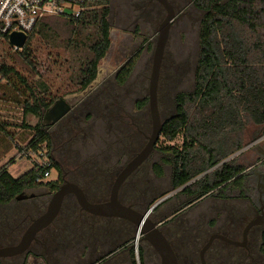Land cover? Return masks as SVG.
I'll return each instance as SVG.
<instances>
[{
	"label": "trees",
	"instance_id": "obj_1",
	"mask_svg": "<svg viewBox=\"0 0 264 264\" xmlns=\"http://www.w3.org/2000/svg\"><path fill=\"white\" fill-rule=\"evenodd\" d=\"M189 2L204 13L194 90L175 96L174 113L163 121L161 135L167 143L182 137L181 146L163 148L173 165L171 187L198 201L220 193L241 171L234 160L224 161L241 149L239 134L245 128V118L254 125H264V0ZM109 4L110 0H88L78 19H41L28 35L25 46L12 53L20 70L0 56V102L14 107L21 105L25 115L35 117L42 116L53 105L54 98H50L46 83L37 79L31 48L36 37L51 50L64 48L69 55L66 63L70 84L79 92L89 88L111 45ZM61 29L67 36L60 42ZM0 41L13 50L7 36L0 35ZM134 66L132 57L117 71L114 81L119 87L128 82ZM29 78L37 80L30 82ZM5 88L12 92V97L6 96ZM145 106L146 99L138 102L139 109ZM33 131L28 144L23 149L18 147L25 157L40 155L45 148L50 150L47 129L36 127ZM0 137L14 141L1 121ZM46 155L47 163H35L17 179L8 172L10 164L0 168V204L9 203L25 190L41 186L55 190L57 182H43L46 173L53 168L58 170L48 152ZM260 253L264 256V233Z\"/></svg>",
	"mask_w": 264,
	"mask_h": 264
},
{
	"label": "flooded vegetation",
	"instance_id": "obj_2",
	"mask_svg": "<svg viewBox=\"0 0 264 264\" xmlns=\"http://www.w3.org/2000/svg\"><path fill=\"white\" fill-rule=\"evenodd\" d=\"M137 2L142 3L143 0ZM112 79L114 82L115 76ZM107 90L112 95L113 92L109 88ZM104 91L89 96L90 107L98 109L106 101ZM70 108L57 123H45V128L50 129L74 114ZM126 121L121 125L114 122L107 130L90 132L83 153L85 163L82 170L65 165L63 153H56V158L50 156L58 166V179L55 190L49 193H54L63 184H73L88 202H108L114 181L147 142L148 135L132 119ZM258 134L255 133L253 138L256 139ZM155 149L124 179L117 191L118 201L139 213H145L156 200V195L163 194L159 187L164 181L165 170H171L172 174L173 165L169 159H161L160 163L152 159ZM249 151L251 158L244 159L245 166L237 165L241 171L221 188L220 193L225 191V194L216 192L208 195L211 203L205 212L186 214V209L197 206L208 197L196 201L195 197L188 196V204L183 208L163 214L160 209L169 203L168 197L150 215L152 222L161 224L159 228L178 264H258L252 255L253 250L264 257L260 253L264 233V140H255ZM156 167L163 170V176L156 174ZM33 190L19 194L20 199L17 195L9 203L0 204V250L19 243L27 228L22 232L26 219L31 222L33 212L41 208V197ZM202 231L206 232L207 239L196 255L189 246L199 245L200 237H205ZM136 234V227L126 220L98 217L83 211L75 195L70 193L64 197L52 223L37 233L20 254L0 258V264H133L134 247L139 241H145ZM205 246L208 247L201 255ZM156 264H159L158 255Z\"/></svg>",
	"mask_w": 264,
	"mask_h": 264
},
{
	"label": "rangeland",
	"instance_id": "obj_3",
	"mask_svg": "<svg viewBox=\"0 0 264 264\" xmlns=\"http://www.w3.org/2000/svg\"><path fill=\"white\" fill-rule=\"evenodd\" d=\"M110 0L109 22L111 25V46L106 56L98 65V75L95 81L85 91H78L69 82V71L67 60L69 55L64 48L56 50L49 49L41 38L36 37L32 43V53L35 58L34 64L38 72L37 79L40 78L49 88L50 98L54 102L63 99L73 108L74 114H70L60 123L50 129L47 128L50 137V150L45 148L41 155L23 156L18 147L22 149L28 144L34 135L33 128H45L43 120L44 113L40 117L25 115L21 105L14 107L9 103L0 102V121L4 125V130L14 141L10 142L5 137H0V168L10 164L7 169L13 178H19L29 172L35 163L45 164L48 156L56 158V153L65 155L63 160L65 165L71 169H84V149L90 132H98L109 129L114 122L121 125L126 123V119H132L141 131L148 136L151 132L150 115L148 109V86L153 60L158 28L163 22L166 12L164 8L155 1L143 0ZM175 12V19L171 23L169 37L164 51L163 60L157 87V105L160 118L163 121L170 118L174 113V98L178 94H188L194 90L195 71L199 54V30L203 19V12L196 10L189 0H168ZM147 6L145 7V5ZM60 42L66 38L65 30L61 29ZM8 46L0 41V56L7 64L19 69V65L12 59V53ZM137 55V57L135 56ZM134 58L135 66L128 82L119 87L113 77L129 58ZM29 78L31 80H37ZM113 82V83H112ZM110 89L113 93L108 94ZM104 91V101L98 109L90 107L89 96ZM110 92V91H109ZM4 93L12 97V92L5 88ZM112 99V100H111ZM146 99V106L138 108V102ZM93 101H91L92 103ZM95 107L96 105L93 104ZM82 110V113L80 114ZM110 117V118H109ZM245 128L240 132L241 149L228 157L224 162L234 160L236 165H244L245 158H251L249 148L254 141L264 140V125L257 126L248 118H245ZM113 130V127H111ZM259 132L255 139L253 135ZM182 137L173 143H167L162 135L156 144V151L153 152L152 159L158 163L161 159L171 161V156L163 151V148L170 145L181 146ZM130 145V144H129ZM128 145V146H129ZM58 151V152H57ZM243 152V154H242ZM160 153V154H159ZM31 154V153H30ZM165 154V155H164ZM60 159V158H59ZM160 163V162H159ZM115 168V167H114ZM156 174L163 176V170L155 168ZM164 181L159 187L163 194L156 195V200L169 194V203L161 206V213L165 214L175 209H181L188 204L190 199L181 192V189L172 190L171 170H165ZM58 179L56 169H51L49 176L43 182L55 183ZM111 187V184L107 186ZM106 187V189H107ZM109 190V189H108ZM48 186H41L33 192L41 197V208L33 212L32 217L41 215L51 198ZM225 191L220 193L225 194ZM199 201V200H198ZM208 196L204 201L198 202L197 206L186 209L185 213L193 212L198 215L205 212L211 203ZM152 203V202H151ZM188 210V211H187ZM185 216H188L186 215ZM151 216V220H152ZM30 224V219H26L22 232ZM20 233V235L22 234ZM210 231H208L209 234ZM202 235H207L202 231ZM207 236L200 237L199 245L189 246L196 255L201 244ZM259 245V244H258ZM258 248V246H257ZM143 251V252H142ZM136 264H156L157 255L153 249L145 242L139 241L134 247ZM254 259L258 264H264V257L260 256L257 250L252 251ZM213 264V263H211Z\"/></svg>",
	"mask_w": 264,
	"mask_h": 264
},
{
	"label": "water",
	"instance_id": "obj_4",
	"mask_svg": "<svg viewBox=\"0 0 264 264\" xmlns=\"http://www.w3.org/2000/svg\"><path fill=\"white\" fill-rule=\"evenodd\" d=\"M159 3L165 10L166 16L163 22L159 25L158 35L153 51V60L148 86V109L150 115L151 132L147 137V142L142 151L125 167L119 174L111 187L110 199L105 203L93 204L86 200L82 191L73 184L61 185L51 196L46 210L38 217L31 220L30 224L24 231L19 243L15 247L0 250V258L14 256L20 254L34 240L37 233L49 226L56 218L62 201L67 194H74L80 208L94 216L119 218L130 222L136 227L137 236H142L143 239L151 245L159 257V264H178L176 256L163 236L159 226L150 219V215L154 209L169 197L165 195L154 202L145 213H139L130 207L122 205L117 199V191L124 179L136 169L154 150L156 143L161 135L163 122L160 118L157 105V87L161 63L164 56V51L169 37L171 23L175 19V12L168 0H153ZM27 36L21 33H12L8 37V43L11 47L21 50L26 42ZM70 106L63 100L58 99L53 105L45 111L43 120L46 124L57 123L69 111ZM19 195L17 199H20ZM210 239L209 242L212 241ZM208 246H205L201 255Z\"/></svg>",
	"mask_w": 264,
	"mask_h": 264
},
{
	"label": "built area",
	"instance_id": "obj_5",
	"mask_svg": "<svg viewBox=\"0 0 264 264\" xmlns=\"http://www.w3.org/2000/svg\"><path fill=\"white\" fill-rule=\"evenodd\" d=\"M88 0H0V35L28 37L37 23L47 17L78 19ZM14 50H19L13 47ZM42 156V154H40ZM49 174L46 173L45 177Z\"/></svg>",
	"mask_w": 264,
	"mask_h": 264
},
{
	"label": "crops",
	"instance_id": "obj_6",
	"mask_svg": "<svg viewBox=\"0 0 264 264\" xmlns=\"http://www.w3.org/2000/svg\"><path fill=\"white\" fill-rule=\"evenodd\" d=\"M110 36H111V32H110ZM110 41H111V39H110ZM111 46V45H110Z\"/></svg>",
	"mask_w": 264,
	"mask_h": 264
}]
</instances>
